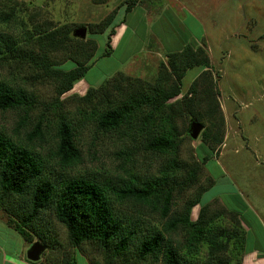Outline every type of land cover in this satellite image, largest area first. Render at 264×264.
<instances>
[{
	"label": "rangeland",
	"instance_id": "rangeland-1",
	"mask_svg": "<svg viewBox=\"0 0 264 264\" xmlns=\"http://www.w3.org/2000/svg\"><path fill=\"white\" fill-rule=\"evenodd\" d=\"M125 1L0 0V38L21 49L17 57L5 55L0 61V80L27 90L36 100L29 112L0 111V131L31 148L47 172L93 178L100 183L129 174L156 176L170 157L146 151L144 137L133 133L132 128L107 133L97 131L90 114L93 109L84 107L78 97L86 94L84 87H98L117 72L125 77L122 91L153 84L161 73L169 75L167 54L177 49L166 50L155 43L150 24L146 26L144 22L145 17L152 19L160 14L167 30L159 29L167 43L173 35L186 40L182 45L189 42L204 48L210 61V69L188 70L180 95L171 100L176 108L191 102L203 116L198 122L204 128L212 127L211 131L218 134L217 153L203 164L199 187L207 186L209 179L214 180L215 185L203 194L202 202L210 203L214 209L227 206L235 209L243 205V217L251 226L247 246L264 251V0H142L145 6L139 4L132 14L126 13V6H122ZM114 12L117 13L113 26L125 20L129 31L115 52L101 57L110 30L98 36L89 35V31ZM80 28L87 29L85 39L72 36L74 30ZM95 44L98 50L93 67L80 81L82 83L78 82L73 90L58 99V81L51 73V64H63V69L70 70L75 64L67 60L75 53L85 59L94 53ZM140 49L143 53L136 54ZM111 91L110 100L114 105L124 98ZM62 113L72 120L81 152L80 161L65 172L54 157L58 142L56 126ZM190 119L183 114L174 122L176 134L182 140L178 158L202 162L210 151L200 141V136L197 140L186 136L193 120ZM39 124L42 138H32ZM194 189L195 186L177 191L173 208L181 211ZM116 209L120 215L139 222L143 229L162 223L157 212L135 201L123 203ZM199 210V206L193 208L192 220L197 219ZM9 218L0 209V219L7 223ZM224 222L229 225L228 219ZM242 223L246 229L243 220ZM51 228L57 236L56 250L47 249L35 264H65L68 255L74 252L67 243L66 229L52 215ZM12 234L18 240L5 245L11 248L21 243L27 258L31 245L24 244L17 233ZM37 241L40 242L35 238L33 243ZM206 251L204 246L201 255ZM73 256L78 264L102 263L101 251H94L90 245L82 246ZM225 259H231L229 264H233L229 253ZM246 263L250 264L248 257Z\"/></svg>",
	"mask_w": 264,
	"mask_h": 264
},
{
	"label": "trees",
	"instance_id": "trees-1",
	"mask_svg": "<svg viewBox=\"0 0 264 264\" xmlns=\"http://www.w3.org/2000/svg\"><path fill=\"white\" fill-rule=\"evenodd\" d=\"M140 2L142 0H126L122 6L130 13ZM116 13L89 31V35L98 36L110 30L101 57L113 52L112 37L119 25L113 26ZM95 45L94 53L85 59L77 53L74 54L76 57L69 58L67 61L75 64L70 70L63 69V64H51V73L58 81V99L73 90L93 67L98 50ZM19 52L21 49L13 42L0 38V61L5 55L15 58ZM167 57L169 75L161 73L153 84L122 91V78L125 77L117 72L100 86H90L85 95L77 96L84 107L93 109L90 114L97 131L107 133L132 128L133 133L144 137L146 151L170 157L156 176L129 174L100 183L93 178L47 172L31 148L18 144L0 131V209L10 217L7 225L26 243L32 245L36 238L50 251L56 250L58 241L51 228L52 215L66 229L67 243L74 250L65 264H78L73 255L84 245L101 251L102 263L92 264H229L231 259H225L227 253L232 255L233 264H243L248 232L242 223V210L228 206L214 209L210 203L202 202L203 194L215 185L214 180L209 179L207 186L199 187L203 164L217 153L218 134L211 131L212 127H205L201 132L200 141L210 151L202 162L178 158L182 140L176 134V118L184 114L200 122L203 116L191 102L176 108L171 100L180 95L188 70L210 69L209 58L204 48L189 42L181 51L168 53ZM111 90L124 97L115 105L110 100ZM35 105L34 96L27 90L11 87L0 80V111L29 112ZM185 133L190 138L188 128ZM56 134L58 142L54 157L65 172L81 159L75 127L66 114H60ZM31 137L42 138L40 124ZM193 186L194 192L183 209L175 210V193ZM128 201L151 208L160 215L162 223L143 229L139 222L120 215L117 206ZM196 206L200 207L199 214L192 220L191 212ZM226 219L229 225L225 224ZM204 246L207 251L202 256Z\"/></svg>",
	"mask_w": 264,
	"mask_h": 264
},
{
	"label": "crops",
	"instance_id": "crops-1",
	"mask_svg": "<svg viewBox=\"0 0 264 264\" xmlns=\"http://www.w3.org/2000/svg\"><path fill=\"white\" fill-rule=\"evenodd\" d=\"M144 2V1H143ZM139 3L143 6H145V2L144 3ZM137 4L132 11L130 12L131 14L134 13L137 8L140 7V5ZM144 13V12H143ZM147 13V12H146ZM144 15H146L144 13ZM148 15H149V11H148ZM164 17L160 14L155 15L154 17L152 16L149 18H144V22L145 25L148 26L150 24V30L153 32L154 34V41L155 43H159L164 49L166 50H172V49H177L176 51L180 50L183 45L182 43L185 42L181 41L179 38H177L176 36L173 35L171 41L169 43H167L162 35V29L159 28H164L165 30H167V24L163 21ZM154 20V22L152 21ZM142 21V20H140ZM129 31V27L125 23L121 22L119 23V25L116 27V34L112 37V48L113 51L115 52L116 48L118 49V47L122 44L127 32ZM145 48V46L143 47ZM173 50V51H175ZM137 53H143V49H140L139 52ZM82 83V82H80ZM87 88L88 87H84ZM83 88V89H84ZM240 210L243 209V205L238 207ZM245 208V207H244ZM247 211H251V209L247 208ZM245 211V209H244ZM244 213V212H243ZM253 213V211H252ZM253 215H255V212L253 213ZM255 217V216H254ZM256 219H258V217H255ZM242 219L243 222L245 223V226L247 227V231H248V239H249V232L251 230V226H249L246 222L247 220L244 219L243 214H242ZM258 223H261L260 226L262 227V221L259 220ZM13 231V232H12ZM12 233H16L14 230H12L6 222H4L3 220L0 219V236H2V240L0 239V264H29L28 262H26V257L24 255V249L22 244L20 243L19 247H11L8 248L5 244L9 243V242H13V241H17L18 238H16L15 234ZM18 234V233H17ZM19 235V234H18ZM22 241L25 244V241L22 238ZM248 244V243H247ZM250 260V264L252 262V264H264V251L260 250L258 247H252L249 248L247 246V256L245 255V259H244V264H249L246 263V259Z\"/></svg>",
	"mask_w": 264,
	"mask_h": 264
},
{
	"label": "water",
	"instance_id": "water-1",
	"mask_svg": "<svg viewBox=\"0 0 264 264\" xmlns=\"http://www.w3.org/2000/svg\"><path fill=\"white\" fill-rule=\"evenodd\" d=\"M73 36L76 38L85 39L87 37V29L86 28L76 29L73 32ZM203 130H204V126L201 123L195 120H191L190 127L188 130V134L191 139L197 140ZM46 250L47 247L44 244L37 241L33 243L28 249L27 259L31 262H38L41 260V257Z\"/></svg>",
	"mask_w": 264,
	"mask_h": 264
}]
</instances>
